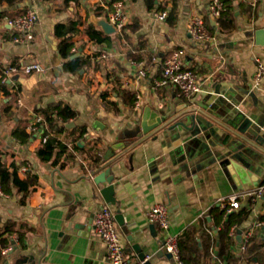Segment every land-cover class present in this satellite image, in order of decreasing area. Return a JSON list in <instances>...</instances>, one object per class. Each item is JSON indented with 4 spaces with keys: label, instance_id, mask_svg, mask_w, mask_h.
I'll list each match as a JSON object with an SVG mask.
<instances>
[{
    "label": "crops",
    "instance_id": "crops-1",
    "mask_svg": "<svg viewBox=\"0 0 264 264\" xmlns=\"http://www.w3.org/2000/svg\"><path fill=\"white\" fill-rule=\"evenodd\" d=\"M122 1L129 23L114 34H106L100 25L113 4L108 5L109 10L97 0H21L14 5L6 2L0 5V12H4L0 16V65L5 68L23 61L40 64L44 70L31 74L20 71L10 77L9 90L18 91V101H22L14 110V121L1 116L2 107L11 97H6L0 86L3 159L9 168L19 166L21 181L28 173L38 180L25 198L17 189L12 194L0 195V235L10 241L4 248L0 244V264L7 257L8 253L3 252L9 246L23 254L35 255L41 264H110L105 243L94 230L96 213L104 205L110 206L115 217L119 212L124 216L123 223L115 220L130 262L139 261L132 248L139 243L150 251L153 264H175L163 247L165 234L148 219L151 208L159 203L169 209V233L178 237L179 242L189 228L200 229L196 243L184 245L187 257L194 258L202 249V238L207 240L209 236L213 244L206 261L227 264L225 258L218 257V233L228 219L219 218L223 211L219 199L251 190L264 179V139L263 145L253 147L249 167L238 171L233 163L221 164L222 150L213 140L208 143L211 148L208 150L207 143L173 141L164 130L144 135L141 119L146 107L162 115L174 113L178 108L202 110L211 101L209 93L217 89L226 96L218 104L220 110L242 111L264 122V79L259 84L255 81L256 57L264 61V35L259 32L264 28V0L250 5V10L248 2L234 0L238 25L228 33L220 30L219 19L210 14L211 0L176 3L156 0L152 9L148 8L147 0ZM174 5L170 20L154 17L155 10L170 14ZM29 8L38 12L34 38L30 42H16L15 37L21 33L13 30L6 20ZM195 15L203 16L212 36L209 43L201 44L189 35ZM80 19L82 24L76 34L55 35L56 24ZM87 23L95 25L112 42L94 43L85 30ZM64 45H74L71 49L74 57H91L77 74L63 69ZM179 48L185 50V68L198 74L205 90L192 100L181 97L174 87H154V80L162 76L164 58ZM103 54L106 56L101 57ZM142 69L144 76L140 75ZM58 103L77 116L67 125L58 120L60 126H65L59 133L51 130L47 122L48 131L72 147L67 146L64 151H57L52 160L44 161L36 154L43 143L31 138L20 143L11 134V128L24 110L30 119L35 108ZM97 120L101 124L95 128ZM82 128L83 136L79 134ZM182 132V137L189 136L188 132ZM117 144L120 147L112 149ZM95 155L101 157L98 163L93 160ZM105 156L111 159L115 188H110L107 182L96 185L97 175L91 176ZM23 167L27 170H22ZM243 209L251 211L249 218L231 229V232L235 229V234L231 236L229 251L238 256L235 264H248L239 237L252 230L256 220L264 222V197L252 204L243 203L235 211ZM77 224H82V228L78 229ZM253 236L264 239V228L256 229Z\"/></svg>",
    "mask_w": 264,
    "mask_h": 264
},
{
    "label": "built area",
    "instance_id": "built-area-1",
    "mask_svg": "<svg viewBox=\"0 0 264 264\" xmlns=\"http://www.w3.org/2000/svg\"><path fill=\"white\" fill-rule=\"evenodd\" d=\"M249 5L255 6L257 0H244ZM99 4L106 10H109L107 0H97ZM225 4L223 0H211L209 3L210 14L215 20H218L224 10ZM154 17L161 21H165L168 18L167 11H154ZM116 31L123 30L129 23V18L126 13L125 4L122 0L115 1L113 3V9L110 10L107 15L103 16ZM38 12L29 8L24 13L18 15V17L7 18V22L16 32H20L21 35L15 37L16 42H30L34 38V31L37 25ZM189 35L192 38L201 43H209L212 36L208 33L203 16L195 15L192 18L189 25ZM103 54L101 57H105ZM185 50L182 48L174 49L168 57L163 60V68L161 78L154 80V87L157 89L162 86H171L176 88L177 93L187 99L192 100L193 96L204 92L201 83L198 80V74L193 70L185 68L184 65ZM256 84H259L264 79V61L260 57H256ZM26 74L41 73L43 67L40 64L31 63L27 64L20 61L17 64L9 65L5 67L3 73L0 75V84H6L11 79L10 77L19 72ZM140 75H145V69L140 70ZM19 105L22 101L19 100ZM139 104H136L138 107ZM61 124L67 125L63 118L58 119ZM26 131L31 135L32 140L40 141L41 143L47 142L51 137L48 131V123L45 116L41 114H33L29 119ZM68 144V143H67ZM68 147H72V144H68ZM22 170H27V167H23ZM94 176V173H91ZM0 188V195H3ZM264 197V179L251 190L244 192H234L228 196L219 199V205L226 212V215L233 213L235 210L241 208L243 203L252 204ZM148 219L151 224L163 231L164 241L163 247L167 253H169L174 260L175 264H186L182 258V249L178 237L169 233L170 227V212L165 204L159 203L151 208L148 213ZM253 229L247 231L244 236L240 235L239 245L242 251H247L250 246V239L253 237L256 229L264 228V222L256 220L253 223ZM94 230L99 237L105 243L107 249V258L110 264H144V260L130 262L126 257L125 248L120 240L119 232L116 225L115 213L108 205H104L99 208L94 219ZM234 231L231 232V236H234ZM243 238V239H242ZM13 247L9 246L4 249L3 254H7Z\"/></svg>",
    "mask_w": 264,
    "mask_h": 264
},
{
    "label": "trees",
    "instance_id": "trees-1",
    "mask_svg": "<svg viewBox=\"0 0 264 264\" xmlns=\"http://www.w3.org/2000/svg\"><path fill=\"white\" fill-rule=\"evenodd\" d=\"M21 0H0V5H2L4 2L8 3L9 5H14L17 2ZM67 2L71 1H77L80 0H66ZM109 2L108 4L112 5L113 2ZM174 1L176 3L178 0H169ZM225 7L224 10L221 13V17L219 18V27L222 32L228 33L229 31L235 30L237 28V19L234 15V0H223ZM156 0H147V6L149 9H152L155 6ZM243 5V4H242ZM247 6V5H246ZM175 5L171 9L170 14H168V20L171 19L172 15H174ZM252 7L250 5L247 6V9H251ZM98 9V8H97ZM161 10H164L163 8H159ZM24 12V10L19 11L18 14L12 15L13 17H17L19 14ZM100 11L98 10L97 14ZM4 12H0V16L3 15ZM82 24V19L75 20V22H71L68 24L65 23H58L55 27V35L56 36H62L65 37L72 36L76 34L79 30L78 25ZM85 30L91 40L95 43L102 44L104 42L111 43L112 39L109 36H106L103 34L101 30H99L95 25L92 23H87L85 26ZM74 45H64L61 47V55L64 58V64L63 69L65 72L71 73V74H77L80 71H82L90 62L91 57H82V56H76L74 57V54L71 53V49ZM13 65V64H12ZM5 68H3L2 65H0V74L3 73ZM1 88L5 91L6 97H11V99L4 104V106L1 109V116L7 117L8 120L14 121L15 119V112L14 110L18 108V91H10L9 90V84H0ZM133 96V94H132ZM134 102V100L132 101ZM131 102V103H132ZM24 109H22L23 111ZM35 114H41L45 116L47 122L49 123V127L51 130L55 131V133L61 132L65 126H60V123L58 122L59 117L63 118L65 121H69L71 118H75L77 115L74 111L66 112L65 107L61 104H50L47 107H39L34 109ZM29 122V115L26 110H24V114L16 123L13 124L11 128V134L13 136H16L20 143H26L31 138V135L26 131V127ZM85 130L82 128L79 131V134L81 136L84 135ZM76 140V139H75ZM78 140V139H77ZM77 149H79V145H75ZM67 148V146L58 139L57 136H51L47 142L40 145L38 150L36 151V154L39 158H41L44 161H50L52 160L56 152H62ZM101 159V157L95 155L93 160L95 163H98V161ZM18 165H14L12 168L7 167L5 160L3 159L2 151L0 150V188L3 193L12 194L13 189H17L18 191H21L24 193V198L29 194L31 190V186L37 183V177L35 175H32L30 173L29 176L21 181L18 174ZM22 202H25L23 199ZM251 211L249 209H243L241 211H234L231 214L226 215L225 210L223 209L222 213L220 214L219 218H223L222 216L228 217L226 221L222 224V229L219 230V253L218 257L223 260L224 258L227 261V264H235L238 260V256L233 255L232 252L229 251V244L231 243L232 237L230 235L232 227L234 225H240L245 220L249 218ZM221 220V219H220ZM200 231L199 228L191 227L189 228L183 235V237L180 239V245L182 249V258L186 264H214L210 260L206 261L207 257L211 256L210 249L212 247V240L209 236L202 238V249L194 258L187 257L188 252L185 250L184 245L189 244L192 242L193 244L196 243V234ZM203 235L206 236V232L203 230ZM226 241V242H225ZM9 240L6 238H2L0 235V244L2 247H6L9 244ZM250 246L248 250L246 251V254L244 255V260L248 264H264V239L259 236H253L250 239Z\"/></svg>",
    "mask_w": 264,
    "mask_h": 264
},
{
    "label": "water",
    "instance_id": "water-1",
    "mask_svg": "<svg viewBox=\"0 0 264 264\" xmlns=\"http://www.w3.org/2000/svg\"><path fill=\"white\" fill-rule=\"evenodd\" d=\"M106 34H114L116 28L113 27L106 19L101 18L100 22ZM264 35V28L259 29ZM208 94V93H207ZM209 104L202 110L182 111L177 109L171 114H161L156 110L146 107L143 111L141 119V133L149 135L156 130H164L167 136L173 141L180 140L181 144L191 141H197L199 144L207 143L208 150L210 140H213L221 151V164H231L235 169L240 171L249 167V159L254 150L253 147L263 145L264 139V122H260L251 116H247L242 111H223L219 105L226 96L219 90L209 93ZM101 122L97 120L94 127L97 128ZM188 132L189 136L182 137L183 132ZM124 146V144H121ZM120 146L114 145L112 149L116 150ZM111 159L105 156L103 161L99 163L97 170H94V179L96 185L107 182L110 188H115L114 176L111 172ZM116 220L123 223L124 216L122 212L116 215ZM78 229L82 228V224H77ZM138 253V258L144 260V264H153L150 251L143 248L139 243L132 246ZM11 250L1 264H41L35 255L26 254ZM169 256H171L169 254Z\"/></svg>",
    "mask_w": 264,
    "mask_h": 264
}]
</instances>
